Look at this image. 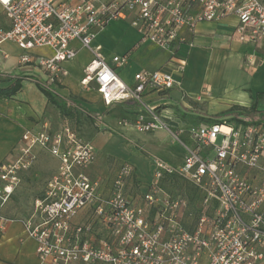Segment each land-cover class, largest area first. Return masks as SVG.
<instances>
[{
  "label": "built area",
  "instance_id": "built-area-1",
  "mask_svg": "<svg viewBox=\"0 0 264 264\" xmlns=\"http://www.w3.org/2000/svg\"><path fill=\"white\" fill-rule=\"evenodd\" d=\"M0 6L7 20L0 25V46L12 42L23 52L18 63L42 72V89L64 97L63 64L85 49L90 59L81 87L94 86L106 107L127 101L138 106L133 119L118 125L139 132L164 129L185 151L179 166L155 157L147 189L132 201L125 194L134 175L129 163L116 170L105 195L102 180L86 172L95 158L91 142L67 124L53 129L45 121L26 129L15 160L0 164V237L12 221L2 208L39 148L58 161L34 202L38 220L23 221L40 264H264V119L226 122L230 116H221L219 122L171 128L144 95H165L178 85L174 74L183 70V61L176 71H136L127 83L118 70L129 65V54L107 57L97 41L111 23L129 21L139 43L174 56L187 43L181 30L234 17V39L258 46L264 44V0H0ZM36 48L51 54L35 55ZM165 176L188 184L196 199L170 195L161 186ZM80 211L83 221L76 219Z\"/></svg>",
  "mask_w": 264,
  "mask_h": 264
},
{
  "label": "crops",
  "instance_id": "crops-1",
  "mask_svg": "<svg viewBox=\"0 0 264 264\" xmlns=\"http://www.w3.org/2000/svg\"><path fill=\"white\" fill-rule=\"evenodd\" d=\"M235 23L234 17H228L218 23H199L193 32L181 30V35L191 45L181 44L174 56L172 51L163 50L148 43H139V34L134 28V32L138 34L137 37L125 44L121 51H118L115 46L112 51H106L103 46V52L107 57L112 54H129V65L118 70L119 76L127 83L132 82L136 71L156 69L176 71L183 61V70L174 74L179 82L178 85L165 95L148 92L144 98L157 108L163 120L171 128L185 126L197 116L209 117L213 114L242 112V109L234 107L247 108L255 93L264 92V89L259 88L264 82V44L256 46L234 39L232 32ZM0 25H7L5 17L1 18ZM15 47L16 45L12 42H5L0 46V88L8 87L15 79L20 80V89L15 95L11 98L0 97V164L15 160L16 148L26 129L35 130L45 121L53 129L64 124L69 125L67 121H61L62 115L47 102L46 97L39 90L36 80L41 78L42 72L32 65H20L18 62L23 52ZM81 50L85 49H80L75 59L82 52ZM32 52L35 55L49 56L51 54L50 50ZM75 59L63 64L67 75L61 84L60 92L64 98L78 105L77 108H82L84 112L100 115L103 120L110 123L118 118L133 119L139 110L134 102L113 103L106 107L94 86L84 89L79 83L80 79L78 84L67 80L69 75L67 68ZM189 60L193 62L191 65L194 70L185 74ZM251 61L254 62L252 65ZM201 64L207 68L206 74L200 75L198 72L197 69ZM122 70L130 72L128 78L120 74ZM238 72H244L243 81L237 79ZM229 79L236 82L237 93L229 99L218 96L213 98L211 94L216 81L221 93L224 94ZM117 130L119 131L117 134L98 132L90 141L94 153L98 148L100 150L105 148L103 173L95 177L102 180V191L105 195L109 194L112 178L123 163H129L134 169V175L128 180L126 188V193L130 197L135 194L138 196L147 189L151 180L152 160L155 157L163 159L172 166L182 164L184 148L173 140L168 131L157 129L148 132L151 133V143L159 145L158 134L161 133L164 135L161 142L170 140L177 145L178 153L160 146L149 150L139 145L131 138L130 132L135 130L131 127L120 126ZM115 143L128 146L133 150V154H129L123 148L120 149ZM34 152L36 154L34 164L23 171L22 175L20 174L18 186L2 208V214L12 221L6 224L0 237V264H40L36 255V242L27 236L23 221L31 217L38 220L34 215V202L43 196L48 180L57 170L58 161L45 150L35 148ZM112 157L120 161L117 162ZM90 165L97 170L102 167L95 163V159ZM146 169H148L147 173ZM84 213L80 211L76 219L85 220Z\"/></svg>",
  "mask_w": 264,
  "mask_h": 264
},
{
  "label": "rangeland",
  "instance_id": "rangeland-1",
  "mask_svg": "<svg viewBox=\"0 0 264 264\" xmlns=\"http://www.w3.org/2000/svg\"><path fill=\"white\" fill-rule=\"evenodd\" d=\"M4 17H5L4 12L2 11V8L0 6V20L1 18H4ZM134 31L135 30H133L129 21H117V23H113L107 26L104 30H102L98 35L97 41L105 47L106 51H112L114 46L118 49V51H121L122 47L125 44H127L131 39H135L137 37L138 34H136ZM15 48L17 49V47ZM33 51L48 52L49 50L46 48H36ZM81 51L82 52L79 53L78 57L74 60L73 64H71V66L67 68L68 73H69L67 80L70 82H73L74 84H78V80L83 74V68L87 64L90 58L87 50H81ZM192 63L193 62L191 60L188 61V67H187V70L185 71V74H187L188 71L194 70L191 65ZM197 70L200 73V75H203V74H206L207 68H205L204 64H201V66ZM243 73L244 72L237 73V79L239 81L244 80L245 75ZM120 74L124 76L125 78H128L130 75V72L122 70L120 71ZM228 74L230 76L231 73L229 72ZM228 82L229 83L226 87L225 93L222 94L220 88L217 86V81H216L213 87L212 94H211L213 98L218 96L224 99L225 98L229 99V97L232 98L234 93H237L238 90L237 88H235L236 82H233L231 79H229ZM259 88L264 89V82L260 85ZM258 108L263 109L264 107L259 105ZM77 109H78L77 119L69 120L61 116V121H67L68 124L75 130V132L79 135L81 139L90 142L93 136L98 132H108L111 134L119 133V131L117 130V127H120L118 125V122L121 119L118 118L115 121H112V123H110V122H107L106 120H103V118L99 115L98 125H95L93 122L90 121V119L87 117L86 113L82 110V108H77ZM242 111L244 112L240 114L241 117L245 116L248 120H255L259 117L258 112H255L254 114L252 113L251 114L252 116H248L247 114H248L249 108L247 109L242 108ZM205 112L208 113V111H205ZM213 116H218V114L210 115V117H213ZM263 116H264V113H261L259 118H263ZM188 126H190V124L185 125V127H188ZM150 134L151 133L139 132L136 130H132L130 132L131 138L133 140H135L136 142H138L139 145L144 146L145 148L149 150L156 149L158 148L157 146H160V148L163 147L164 149H169L174 153H178L177 151H179V149L177 145L172 143L170 140H166V141L164 140L163 142H161L162 140L161 138L164 137L163 134L161 133L158 134L159 135L158 136L159 145H157L156 143L155 144L151 143L152 138ZM218 142H219V139L217 143ZM116 145L119 146L120 149L123 148L126 151H128L129 154H133V150L131 148H128V146H124V144L122 145L116 144ZM94 147L97 148L95 144H94ZM104 152H105V148L104 149L101 148V150L100 148H98L95 150V158H94L95 163L100 164V166L102 167H100V169L97 170L96 168L90 165L86 171L89 176L96 177V176H100L103 173ZM112 158L116 159L117 162L120 161L117 158H114V157ZM145 172L147 173L148 169H146ZM165 186H166L165 188H168V189L170 187L168 184H165Z\"/></svg>",
  "mask_w": 264,
  "mask_h": 264
},
{
  "label": "trees",
  "instance_id": "trees-1",
  "mask_svg": "<svg viewBox=\"0 0 264 264\" xmlns=\"http://www.w3.org/2000/svg\"><path fill=\"white\" fill-rule=\"evenodd\" d=\"M36 84L38 85V88L42 92V94L46 97L47 102L49 104H51L52 106H54L63 117H65L69 120L77 119V113H78L77 106L78 105H74V104L68 102L69 100L66 99V97L64 98V97L56 96V95H53L50 92L42 89L40 87V85L38 84L37 80H36ZM59 86L61 88V85H59ZM19 89H20V80L15 79L14 82L11 85H9L8 87L0 88V97L11 98L13 95H15L17 93V91ZM259 105L264 107V92L255 93V95L251 101L250 106L247 107V108H249L247 115L252 116L251 115L252 113L254 114L255 112H258L259 113L258 116L260 117L261 113H264V108L263 109L258 108ZM234 108L235 109H242L245 107H234ZM247 108H245V109H247ZM243 112L244 111L239 112L237 114L236 113L235 114L221 113L218 116H213V117L209 116L207 118H205L204 116H197L195 119L190 121V125H197V124L209 123V122H214V121L219 122V120H217V118H219L221 116H230L226 120V122H233L234 121V122L246 123L248 121L259 120V117L255 120H248L245 116L241 117L240 114ZM85 113L91 122H93L95 125H98L97 118L99 117V115H96V114L90 113V112H85ZM234 115H236V116H234ZM262 119H264V116ZM71 129L74 130L72 127H71ZM109 161H110V158H109ZM165 184H168L170 186L169 189L165 188L166 187ZM161 186L166 192H168L172 196H177V195L184 196L188 200H191V201L196 199L194 189H192V187H190L188 184L184 183L183 181H180L179 179H177L174 176H165L162 179ZM126 188H127V184L125 186V194L128 197V199L135 201L136 200V194L133 195L132 197H130L126 193Z\"/></svg>",
  "mask_w": 264,
  "mask_h": 264
}]
</instances>
